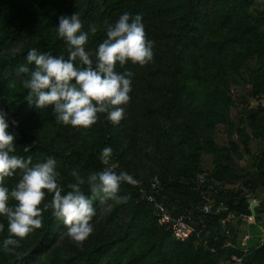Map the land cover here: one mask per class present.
I'll return each instance as SVG.
<instances>
[{
	"label": "trees",
	"instance_id": "trees-1",
	"mask_svg": "<svg viewBox=\"0 0 264 264\" xmlns=\"http://www.w3.org/2000/svg\"><path fill=\"white\" fill-rule=\"evenodd\" d=\"M251 1L61 0V2L57 1L53 5H48L46 0H0V109L6 111L8 116L12 114L43 123L54 130L55 136L61 134L65 138L72 139L74 137L73 139H75V135L69 137L71 125L57 123L51 106L38 109L29 104L28 99L31 98L28 96V90L23 86V81L30 78V72L17 73V69L21 65L28 67L30 71L34 67L26 60V53L32 48H36L39 52L50 51L54 56L62 55L65 59L68 58L69 46L62 38L58 37L56 31L58 18L61 15H70L76 12L82 21L83 30L89 32L88 43L96 47L106 38L107 24L114 23L125 12L131 15L139 14L145 25L147 39L153 36L159 41L158 37L162 34L161 41L167 43L170 50L181 52L200 47L203 35L202 10L210 5H222L226 9V17L229 19L240 11L246 3ZM158 19L162 21L159 30L155 25V21ZM93 28L96 29L94 34L91 32ZM239 37L246 45V59L254 63L247 73L241 75V77L251 86L252 98L264 99V11H259L255 16L253 15L250 23L242 29ZM206 79L211 82L217 80L208 75H206ZM229 89L227 81L219 78L216 84H196L194 88L188 90V94H184V98L181 100L178 96L172 99L174 104L180 106L179 110L182 103L192 109H198L199 119L205 122L208 128L224 125L229 138L235 132H238L244 144V146H241L234 140H230L226 146H221L216 143L211 129L201 145L190 138V145L195 151L192 162L197 164L195 166L197 171L193 169L194 171L187 175V172L189 173L191 170L189 171L186 167L180 170L177 176L181 177L182 172L185 173L189 177L192 188L196 185L194 180L197 179L199 174L202 175L201 188L204 191H209L210 199L197 194L193 202H183L181 198L183 190L178 183V178L173 177L175 176L174 171H169L171 174L154 175L162 181L163 190L160 195L171 213L175 217L184 216L195 226L197 232L193 236L186 241H178L173 238L169 226L159 225L150 203L140 198L138 185L136 183H124L121 185L119 194L127 195L129 198L126 203H119L115 206L109 219L113 220L120 207L126 206L130 221L125 229V234L119 236L116 241H103L95 247L92 245L95 242L93 240L89 245L61 248L56 243L59 235L66 231V228L61 220L53 216L49 207L43 212L42 227L21 240L20 246L12 251L4 250L2 247L3 240L8 237L9 233L7 220L0 217V223L4 224V230L0 231V264H36V257L40 253L47 255L38 264H99L102 262L104 250L111 249L114 255L108 257L105 263L103 260V264H124V257L119 256V246L132 240L133 233L136 232V227L145 213L152 215L154 222L162 228V237L158 240L159 246L156 248L158 252L156 251V257L153 259L154 264L160 263L164 241L169 237L184 247L185 258L188 262L192 260L194 264H219L224 250L223 246L229 240L226 231L233 232L231 241L236 244L237 226L243 221L242 217L252 212L256 214L260 210L259 207L257 212L256 209L254 211L249 209L248 195L264 193V152L253 160L251 173H244L236 160L249 156V136L246 132L248 119L254 122L252 124H254L256 135L264 140V108H247L245 115L239 116L237 118L238 122H234L230 117V113L232 112L231 106L236 105V103L229 95ZM173 90L176 91L175 86H172L170 92ZM198 97H200L199 100ZM157 105L148 109L152 117L164 113L176 124L184 125L183 131L195 132L193 125L185 121V118L178 116L177 113H168L172 110L171 105H164L160 108ZM174 110L178 111V108L175 106ZM120 124L121 122L114 125L106 119V114H99V119L95 124L89 128L82 127L81 130L86 132L84 140L88 144L90 152L85 157L86 162L82 166L83 173L81 176L86 178L87 171H91V173L99 172L106 168L100 162L99 154L104 147L109 146L113 150L111 163L116 166L115 171H126L137 180H149L154 177L147 178L141 175L138 167L130 159L125 158V154L118 153V140L121 138ZM22 127L10 124V130L15 136L16 144V151L13 154L24 157L31 156L33 163H36L39 157L41 158L39 162H42L49 156L56 155L53 149L51 147L46 148L43 142L27 146L26 144L32 142V135H29ZM178 129L179 127L175 130ZM24 147H28L27 152L24 151ZM43 152L44 156H42ZM62 152L64 154L66 150ZM72 154L76 157L80 155L77 150ZM203 154L212 156L214 170L211 176L203 174L202 169L198 167ZM20 172L21 170L17 169L13 176L5 178L4 183L9 189L13 188L20 180ZM197 173L198 175H196ZM249 175L251 179L246 180L245 178ZM59 183L65 191L68 190V180H59ZM81 188L86 195H90L87 182ZM185 189H189V186H186ZM182 197L187 196L183 195ZM189 198L190 196L186 200H189ZM51 199L52 196L49 195L48 204H50ZM211 201L224 205L226 209L219 213H205L202 211L203 205ZM109 202L114 201L109 200ZM16 203L15 200L9 201L10 205ZM105 203L100 204L94 201V206L96 210H99ZM200 231L201 236H199ZM203 233H207L205 236L207 238L206 244L199 242L202 240L199 237H202ZM34 236H36L35 239L32 238ZM64 249H69L65 250L69 252L67 256L62 253ZM233 252L230 250L226 254V264L231 260V256H234ZM242 255V252L239 253V256ZM126 263L133 264L134 261L129 260ZM243 264H264V247L254 251L246 260L244 259Z\"/></svg>",
	"mask_w": 264,
	"mask_h": 264
},
{
	"label": "rangeland",
	"instance_id": "rangeland-1",
	"mask_svg": "<svg viewBox=\"0 0 264 264\" xmlns=\"http://www.w3.org/2000/svg\"><path fill=\"white\" fill-rule=\"evenodd\" d=\"M46 1L48 5H53L57 1L61 2V0ZM259 11H264V0H252L250 3H246L240 11L229 19L226 17V9L222 5H210L202 10V32L204 36L202 35L198 49L183 50L181 52L170 50L167 43L161 41L162 34H160L158 37L159 41L153 36L149 38L153 42L154 53L153 59L149 63L140 66L129 62L124 66V68L132 71L134 75L132 78V91L129 93L131 99L124 106L125 118L119 126L121 138L118 140V153L125 154V158L130 159L138 167L141 175L147 178L156 174L159 176L163 173L171 174L170 172L174 171L175 176L173 177L178 178V183L183 190V193H181L183 202H193L197 194L199 196L204 195L206 199H210L209 191H204L201 188L202 175L199 174L197 179L194 180L196 185L192 188L189 183V177L185 173L182 172L181 177L177 176L180 170L186 167L189 171L191 170L189 173L187 172V175L194 170L197 171L195 168L197 164L192 162V156L195 151L190 145V138L201 145L211 129L216 143L221 146H226L230 140H234L241 146H244V144L238 132H235L229 138L224 125L208 128L206 123L199 119L198 109H192L182 103L179 110L180 106L174 104L172 99L178 96L179 100H181L184 98V94H188V90L194 88L196 84H216L219 78H223V81H227L229 84V95L236 103V105L231 106V111L234 108L236 115L233 112L230 113V117L234 122H238L237 118L239 116L245 115L247 108H264V99L252 98L251 86L241 77V75L247 73L254 63L246 59V45L239 36L242 29L250 23L253 15L255 16ZM161 23L162 21H159V19L155 21L157 30H159ZM86 48L93 52L96 49L91 43H88ZM124 68H120L117 65L116 70L124 71ZM206 75L217 80L211 82L206 79ZM172 86L176 87V91L170 92ZM200 97H198V100ZM154 105L159 108L164 105H171L172 110L168 111V113H177L178 116L185 118V121L193 125L195 132L183 131L184 125L176 124L173 122L174 120H170L164 113L157 117H152L148 109ZM175 106L178 111L174 110ZM9 119L18 121L17 125L23 126L22 129L32 135V142L26 144L27 146L43 142L46 148L51 147L53 149L56 155L52 157L57 161V171L60 173L59 180H68L69 183L75 182L70 174L74 168L80 175L83 173L82 166L86 162L85 157L90 151L88 144L84 140L86 132L81 130L82 127L71 126L69 137L75 135V139H73L74 137L68 139L61 134L55 136L51 127L35 122L32 119L12 114ZM252 123L254 122L248 119L246 124V132L249 136V156L236 159L244 173L252 172L253 167L251 165L253 160L264 152V140H261L256 135L255 127ZM178 127L179 129L175 130ZM64 150H66V153L63 154L62 151ZM75 150L80 153L79 157L73 156L72 153ZM42 156H44V152ZM40 160L41 158L39 157L36 162ZM198 167L202 169L203 174L211 176L214 170L212 156L203 154ZM90 173L91 171H87L86 176ZM21 175L22 172H20V178ZM245 179H251V176L249 175ZM186 186H189V189H185ZM183 195L190 196L189 200H186L187 197L183 198ZM48 196L45 197L42 204L47 203ZM117 204L119 203L115 201H107L96 211L92 221L94 231L82 244L72 241L68 237L67 232L64 231L59 235L56 245L61 248L66 246H85L91 244L94 240L95 242L92 245L97 247L103 241H116L119 236L125 234V229L130 221L126 206L120 207L113 220L109 219L112 210ZM256 220L259 226H264V208L258 210ZM138 224L132 240L119 246V256L124 257V264L129 260H133V264H154L153 259L156 257V248L159 246L158 240L162 237V228L154 222L152 215L149 213H145ZM240 224L237 226L236 244L231 241L233 232L230 231L231 233L227 234L229 240L223 246L224 250L222 251L219 264H226V254L230 250L234 251V256H231V260L234 257H238L241 252L243 253L242 257L246 260L254 251L262 248L264 229L254 224L243 222ZM203 234L202 237H199L202 235L200 231L198 237L202 240L199 242L206 244L207 238L205 236L207 233ZM35 237L32 238L35 239ZM151 248L152 251L150 252ZM183 248V246L177 244L169 237L164 241L159 264H194L192 260L191 262L187 261ZM64 251L62 253L67 256L69 252ZM46 255L45 253H40L36 257V264ZM111 255H114L112 249L104 250L102 262L99 264H103V260L105 263Z\"/></svg>",
	"mask_w": 264,
	"mask_h": 264
},
{
	"label": "clouds",
	"instance_id": "clouds-1",
	"mask_svg": "<svg viewBox=\"0 0 264 264\" xmlns=\"http://www.w3.org/2000/svg\"><path fill=\"white\" fill-rule=\"evenodd\" d=\"M57 35L68 44V58L54 56L50 51L29 49L26 60L34 65L31 69L21 65L17 73H29L23 81L28 90L30 105L38 109L51 106L57 123L89 128L97 122L99 114L118 125L125 118V105L132 91L134 73L124 66L131 62L144 66L153 59V42L146 38L145 25L139 14H121L106 25L104 38L93 52L87 49L89 32L83 30L79 15H61L58 18ZM95 28L91 29L94 34ZM117 65L124 71H117ZM18 121L9 120L8 113L0 109V217L7 220L8 237L3 240L4 250L12 251L21 240L42 227L43 212L51 208L55 218L62 221L68 237L82 244L94 231L92 223L96 215L94 201L100 204L113 200L126 203L127 195H120L121 185L135 184L136 180L126 171H115L111 163L113 150L104 147L100 162L103 171L92 172L85 178L74 168L73 183L67 191L59 183L57 161L49 156L42 162L33 163L31 156L13 154L16 151L15 136L10 130ZM28 151V147H24ZM19 169L20 180L11 189L4 183ZM87 182L90 195L82 191ZM51 195L50 204L40 205ZM15 200V205L9 201ZM4 224L0 223V231Z\"/></svg>",
	"mask_w": 264,
	"mask_h": 264
},
{
	"label": "built area",
	"instance_id": "built-area-1",
	"mask_svg": "<svg viewBox=\"0 0 264 264\" xmlns=\"http://www.w3.org/2000/svg\"><path fill=\"white\" fill-rule=\"evenodd\" d=\"M135 180L136 184L139 187L138 191L140 198L150 203L153 209L154 216L156 217L159 225L169 226L173 238L178 241H186L197 232L195 226L190 223L184 216L175 217L171 213L167 204L164 202V199L160 195L163 190V184L158 176H154L149 180ZM263 195L264 193H260L259 195H248L250 210L254 211L255 207L261 206L264 203V197H262ZM224 209H226L224 205L213 203L212 201L205 203L202 207V211H204L205 213H219ZM242 220L244 222L252 223L255 222L256 216L254 212H252L251 214L242 217ZM226 233L229 234L230 230H227ZM261 247H264V239ZM243 263L244 258L242 256L234 257L229 262V264Z\"/></svg>",
	"mask_w": 264,
	"mask_h": 264
},
{
	"label": "crops",
	"instance_id": "crops-1",
	"mask_svg": "<svg viewBox=\"0 0 264 264\" xmlns=\"http://www.w3.org/2000/svg\"><path fill=\"white\" fill-rule=\"evenodd\" d=\"M262 197H264V195H263ZM258 207L260 208V210L263 209V208H264V203H263L261 206H257L256 208H258ZM256 208H255V209H256ZM255 209H254V210H255ZM256 212H257V211H256ZM254 214H255V213H254ZM256 215H257V213L255 214V216H256ZM242 222H243V223H248V224H254V225H258V226H259V224H257V222H258L257 220H255V222H252V223L244 222V221H242ZM240 225H241V224H240ZM259 227H260L261 229H264V226H259ZM238 228H239V227H238Z\"/></svg>",
	"mask_w": 264,
	"mask_h": 264
},
{
	"label": "water",
	"instance_id": "water-1",
	"mask_svg": "<svg viewBox=\"0 0 264 264\" xmlns=\"http://www.w3.org/2000/svg\"><path fill=\"white\" fill-rule=\"evenodd\" d=\"M232 112L234 113V115H236V111L234 110V108H232Z\"/></svg>",
	"mask_w": 264,
	"mask_h": 264
}]
</instances>
